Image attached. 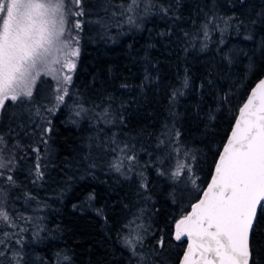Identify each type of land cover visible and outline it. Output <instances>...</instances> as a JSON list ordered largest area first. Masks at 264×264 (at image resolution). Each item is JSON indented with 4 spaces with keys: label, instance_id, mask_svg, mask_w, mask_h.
<instances>
[{
    "label": "trees",
    "instance_id": "16d2710c",
    "mask_svg": "<svg viewBox=\"0 0 264 264\" xmlns=\"http://www.w3.org/2000/svg\"><path fill=\"white\" fill-rule=\"evenodd\" d=\"M128 2L84 0L79 58L69 94L53 113L46 109L56 104L57 85L48 76L31 101L0 112V160L12 161L11 171H0L15 181L0 179V201L27 229L25 264H58L63 256L70 257L63 264H135L122 242L130 220L144 226L146 255L164 235L160 258L176 264L186 242L172 239L173 221L202 193L171 173L185 161L199 189L206 187L215 153L264 75V0H140L134 24L128 13L119 15ZM37 109L53 129L39 145V181L32 151L38 129L28 120L31 112L42 122ZM253 243L264 264V216Z\"/></svg>",
    "mask_w": 264,
    "mask_h": 264
},
{
    "label": "snow or ice",
    "instance_id": "6c2138e0",
    "mask_svg": "<svg viewBox=\"0 0 264 264\" xmlns=\"http://www.w3.org/2000/svg\"><path fill=\"white\" fill-rule=\"evenodd\" d=\"M83 4L84 0H0V112L6 111L9 105L20 106L31 101L42 76L51 77L57 85L56 104L46 111L53 113L64 103L80 54L79 32L84 21L78 18L86 14ZM118 7L122 9L119 15L128 13L127 23L134 24L131 14L140 8V0H129ZM108 10L106 6V16ZM116 15L113 11L112 16ZM69 17L75 18L71 28ZM97 23L108 26L104 18ZM184 86H188L187 80ZM238 111L225 142L215 153L214 171L206 188L201 190L197 186L190 163L178 161L171 173L173 179L186 177L202 193L189 206V211L173 221L172 239L186 242L182 258L176 264H259L253 237L259 218L264 216V79L251 89ZM35 117L42 122L36 123L29 112L28 120L38 129L37 146L32 151L36 154L35 180L39 181L44 178V157L39 145H47L53 129L51 121L41 117L39 109ZM208 119L214 120L215 116L209 113ZM175 135L179 138L180 134ZM2 142L3 136H0ZM134 159V156L127 157L129 161ZM11 163L0 160V169L11 171ZM121 166V163L113 165L117 172ZM140 176L139 187L146 190V179L142 173ZM0 179L15 183L13 176L4 171H0ZM97 214H102V210L98 209ZM135 223L130 220L122 226L128 230L123 245L135 264H164L160 255L167 245L166 236H159L151 254L146 255L142 251L145 237L140 231L144 226L138 224L134 228ZM25 231L0 201V264H25L21 235ZM69 260L70 257L63 256L58 264Z\"/></svg>",
    "mask_w": 264,
    "mask_h": 264
},
{
    "label": "water",
    "instance_id": "95a60500",
    "mask_svg": "<svg viewBox=\"0 0 264 264\" xmlns=\"http://www.w3.org/2000/svg\"><path fill=\"white\" fill-rule=\"evenodd\" d=\"M260 79H264V75H263ZM260 79H259V80H260ZM259 80L254 84V86H253L252 88L255 87V85L259 82ZM250 92H251V90H250ZM250 92H249V94H250ZM249 94H248V95H249ZM246 99H247V97H246ZM246 99L244 100V102L246 101ZM244 102H243V103H244ZM243 103H242V105H243ZM242 105H241V106H242ZM238 114H239V112H238ZM238 114H237V115H238ZM213 171H214V169H213ZM210 182H211V177H210L208 183H210ZM208 183H207V184H208ZM206 186H207V185H206ZM205 188H206V187H205ZM185 248H186V247H185ZM182 255H183V254H182ZM181 258H182V256H181Z\"/></svg>",
    "mask_w": 264,
    "mask_h": 264
},
{
    "label": "rangeland",
    "instance_id": "374dc122",
    "mask_svg": "<svg viewBox=\"0 0 264 264\" xmlns=\"http://www.w3.org/2000/svg\"><path fill=\"white\" fill-rule=\"evenodd\" d=\"M71 17H69V19H70ZM73 20L75 19V18H72ZM76 63H77V60H76ZM71 75H72V73H71ZM89 201L91 202V200L89 199ZM88 201V206L87 207H91L90 206V202Z\"/></svg>",
    "mask_w": 264,
    "mask_h": 264
}]
</instances>
